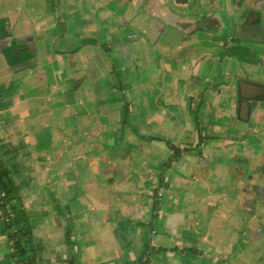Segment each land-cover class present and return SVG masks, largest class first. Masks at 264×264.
Returning a JSON list of instances; mask_svg holds the SVG:
<instances>
[{
	"label": "crops",
	"instance_id": "1",
	"mask_svg": "<svg viewBox=\"0 0 264 264\" xmlns=\"http://www.w3.org/2000/svg\"><path fill=\"white\" fill-rule=\"evenodd\" d=\"M239 80L264 85V0H0V167L34 264H264V102L241 121ZM200 136L159 189L156 139Z\"/></svg>",
	"mask_w": 264,
	"mask_h": 264
},
{
	"label": "trees",
	"instance_id": "2",
	"mask_svg": "<svg viewBox=\"0 0 264 264\" xmlns=\"http://www.w3.org/2000/svg\"><path fill=\"white\" fill-rule=\"evenodd\" d=\"M128 113L129 110H127L126 112L127 117H128ZM156 140L165 142L168 145V147H170V149L173 151L172 158L165 165L163 173L161 174L160 184H159V189H160L165 181V172L171 168L173 162L179 157H181L183 154H186L196 148H199L203 141V137L200 136V141L195 148H184V149H180L177 146L172 145L170 142L162 139H156ZM159 189H157V191H155L154 194L155 197L154 211H157L159 205V199H160ZM0 191L6 192L8 201H13L16 199L15 198L16 188L10 179V173L6 168L3 167H0ZM12 213L14 216L13 221L7 228L3 229V231L8 234L9 240L14 242L15 252L10 255L12 258L17 259V264H34V260L32 257L29 256V250H28L29 245L32 244V232L30 229L28 216L26 215L25 211L20 205L12 206ZM153 252L154 251L152 247L149 245L146 248L144 254V259L146 262H149V258L151 257Z\"/></svg>",
	"mask_w": 264,
	"mask_h": 264
},
{
	"label": "water",
	"instance_id": "3",
	"mask_svg": "<svg viewBox=\"0 0 264 264\" xmlns=\"http://www.w3.org/2000/svg\"><path fill=\"white\" fill-rule=\"evenodd\" d=\"M245 85V86H244ZM251 87L249 94V97L245 98L248 112L244 115V117H241L243 110V93L244 89L243 87ZM238 87H239V119L243 122H249L250 116H251V110H252V103L254 101L264 102V85H260L257 83H251L243 80L238 81ZM245 93L247 91L245 90Z\"/></svg>",
	"mask_w": 264,
	"mask_h": 264
},
{
	"label": "built area",
	"instance_id": "4",
	"mask_svg": "<svg viewBox=\"0 0 264 264\" xmlns=\"http://www.w3.org/2000/svg\"><path fill=\"white\" fill-rule=\"evenodd\" d=\"M14 216L12 213L11 205L7 200V194L4 191H0V229L7 228L13 221ZM8 235V234H7ZM9 251L11 254L15 252L14 242H9Z\"/></svg>",
	"mask_w": 264,
	"mask_h": 264
},
{
	"label": "rangeland",
	"instance_id": "5",
	"mask_svg": "<svg viewBox=\"0 0 264 264\" xmlns=\"http://www.w3.org/2000/svg\"><path fill=\"white\" fill-rule=\"evenodd\" d=\"M254 122V121H253ZM256 123V122H255ZM233 134V136L235 137V136H238L236 133H232ZM235 138H237V137H235ZM253 141V140H252ZM242 166H244L245 168H246V171L248 172H250V170H249V164H250V160L249 159H242L241 160V163H240Z\"/></svg>",
	"mask_w": 264,
	"mask_h": 264
},
{
	"label": "flooded vegetation",
	"instance_id": "6",
	"mask_svg": "<svg viewBox=\"0 0 264 264\" xmlns=\"http://www.w3.org/2000/svg\"><path fill=\"white\" fill-rule=\"evenodd\" d=\"M243 88H245V89H244V93H243V99H242V101H243L242 104H243V108H244L245 106L247 107V105H245V104H246V103H245V102H246L245 98L249 97V94H248V93L250 92L251 87H247V86H246V87H243ZM245 90L247 91V93H245Z\"/></svg>",
	"mask_w": 264,
	"mask_h": 264
}]
</instances>
